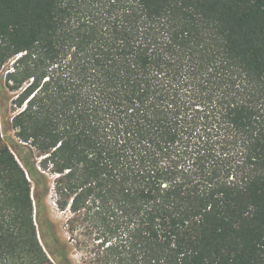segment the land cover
Returning a JSON list of instances; mask_svg holds the SVG:
<instances>
[{
  "label": "trees",
  "instance_id": "1",
  "mask_svg": "<svg viewBox=\"0 0 264 264\" xmlns=\"http://www.w3.org/2000/svg\"><path fill=\"white\" fill-rule=\"evenodd\" d=\"M5 68L0 256L264 264V0H0Z\"/></svg>",
  "mask_w": 264,
  "mask_h": 264
},
{
  "label": "rangeland",
  "instance_id": "2",
  "mask_svg": "<svg viewBox=\"0 0 264 264\" xmlns=\"http://www.w3.org/2000/svg\"><path fill=\"white\" fill-rule=\"evenodd\" d=\"M11 65V64H9ZM8 68V67H7ZM6 68L0 71V130L2 144L10 147L13 150L19 149V144L14 137V132L10 127L11 117L15 114L14 105L12 101L15 99V93L9 92L5 87V75ZM24 154V153H23ZM3 215V217H2ZM11 215L10 211L2 210L0 211V225H6L9 216ZM5 216V217H4ZM48 218L57 226V231L60 233L63 241L68 243L69 235L61 228L64 223L66 216L62 213H58L54 210L47 212ZM35 224V223H34ZM5 227V226H4ZM38 236V234H37ZM68 254L71 257L73 264H82L81 263V252L76 246L71 242L68 243ZM0 264H24L22 261H19L16 256L10 255L8 252L6 255L0 256Z\"/></svg>",
  "mask_w": 264,
  "mask_h": 264
},
{
  "label": "snow or ice",
  "instance_id": "3",
  "mask_svg": "<svg viewBox=\"0 0 264 264\" xmlns=\"http://www.w3.org/2000/svg\"><path fill=\"white\" fill-rule=\"evenodd\" d=\"M166 165H167V161H164V162H163V164H162L161 166H162V167H164V166H166ZM231 179H233V180H234L235 178H234V177H232ZM169 187H170V185H169V184H162V185H161V188H162V189H164L165 191H166V190H168V189H169Z\"/></svg>",
  "mask_w": 264,
  "mask_h": 264
},
{
  "label": "water",
  "instance_id": "4",
  "mask_svg": "<svg viewBox=\"0 0 264 264\" xmlns=\"http://www.w3.org/2000/svg\"><path fill=\"white\" fill-rule=\"evenodd\" d=\"M7 73V72H6ZM16 160L18 161V159L16 158ZM19 162V161H18Z\"/></svg>",
  "mask_w": 264,
  "mask_h": 264
}]
</instances>
